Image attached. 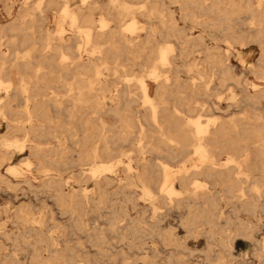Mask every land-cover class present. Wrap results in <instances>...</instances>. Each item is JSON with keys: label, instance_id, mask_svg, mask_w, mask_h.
I'll list each match as a JSON object with an SVG mask.
<instances>
[{"label": "bare ground", "instance_id": "1", "mask_svg": "<svg viewBox=\"0 0 264 264\" xmlns=\"http://www.w3.org/2000/svg\"><path fill=\"white\" fill-rule=\"evenodd\" d=\"M18 1L20 5L12 20L0 24V85L9 81L11 70L16 73L18 79L12 94L0 96V116L5 121L8 132L20 135L22 140L15 137L2 142L6 151H0V184L7 182L1 168L7 166L6 173L18 174L10 164L16 158V153L27 151L29 157L35 161L33 165L36 172L43 175L40 180L44 189L53 193L56 203L65 209L66 215L68 213L72 218H78L77 208L86 206L92 200L91 196L87 194L86 189H82L80 194L74 190L63 192L60 188L61 178L55 168L82 169L91 166L88 178L95 187L92 192L100 197L99 203L104 193L102 189L114 184L118 185V189H140L142 198L150 203L151 221L146 227L141 225V228L137 227L139 219H127L128 229L135 233L136 238L139 237L136 236L138 232H141L144 238L148 236L152 242L156 237L160 238L164 246L172 243L174 236L171 231L166 232L160 227L161 216L155 211L158 210L157 204H168L174 197L181 195V199L176 200L175 204L187 210L188 219L184 221L187 230H195L197 227L194 222L201 221L208 229L206 237L210 241H214L218 236L213 234V218L216 214L221 215L217 207L223 194L234 207V213L244 211L255 216L264 210V201L261 200L264 197V118L260 115L245 116L237 122L234 119L223 121L219 117L211 116L203 121L205 116L201 113L191 117V112L219 109L216 101L208 106L206 102L198 100L200 95L209 97L206 91L212 76L205 81L203 75L196 74L200 83L192 82L189 94L180 89L177 81L180 68L186 67L190 73L198 66H185L183 62L196 52L202 53L204 62L212 70L213 76L219 75L222 83L232 81L234 86L241 90L245 102L253 105L259 103L261 98H264V0H140L137 9H133L126 0H109V6L104 9L96 1L89 0H75V6L72 4L74 0ZM4 2L7 16H11V9L16 5V0ZM171 6L178 7L184 22L200 26L204 32L212 29L208 34L210 39L222 43V47H208L202 35L189 38L177 29L175 12ZM99 11L103 14L95 19L93 15ZM242 15L245 16L244 19ZM136 16H141L148 26L139 27ZM46 22L54 24L52 31L44 26ZM237 23L246 27L236 28ZM110 24H115L116 27L112 28ZM153 25L159 26V30L152 27ZM142 30L145 35L137 36V31ZM67 33L71 36L65 38ZM157 35L164 41H157ZM167 39H172L174 43L165 41ZM31 44L39 45L37 53L31 58L18 59L12 51L5 56V52L1 51L2 46L23 51ZM251 44L257 45L260 50L256 64L248 62L243 54V50ZM123 54H132L134 58L127 59L128 63L124 65V61L119 60ZM231 58H235L242 67L254 74L260 83L242 82L231 76V66L227 64ZM137 60L141 62L139 74H120V70H133ZM56 73L57 75H54ZM130 81H135L140 90L138 99L141 101L139 106L143 108V113L125 114L135 102ZM55 83L58 86H55ZM25 86L30 88L28 93L21 92V88ZM202 86L204 91L200 92ZM230 95L233 101L235 95L233 92H230ZM217 99L219 101L221 97ZM105 100L109 102L106 103ZM15 102L19 104L14 108ZM52 109L54 116L49 115ZM104 117L112 118L114 123L108 125ZM93 123L100 124L96 126V132L89 129ZM116 124H120L122 129L115 130ZM135 126L137 131H134ZM94 134L98 135L99 139L89 145ZM134 134L138 136L137 145L135 144L131 151H122L117 144L129 142L128 137ZM147 135L155 136L160 146L152 145L149 149L142 146L141 143ZM66 139L72 140L78 148L76 162H67L69 165L62 161V156H58V153L68 150L62 144ZM47 140H52L56 147L42 146V141ZM7 149H14L15 153H9ZM144 150L156 153L162 151L165 154L159 155L160 158L182 165L175 171L160 158L157 163L148 164L143 161L144 156L141 153ZM185 155L189 157L183 161ZM221 155L227 156L224 164L221 163ZM123 157L127 162L119 159ZM121 164L124 165L123 179L116 177L113 170ZM133 164L141 166L143 170L136 171ZM227 164L234 166L223 167ZM145 168H156L157 171L151 173ZM51 172L56 174H49ZM235 174L241 177L236 178ZM83 175L82 170L77 174L80 184L84 181ZM205 181L210 182L212 187L220 186L221 190L206 192L209 188ZM176 185L180 190L175 188ZM132 206L136 208V205ZM125 209L111 212V230L121 229V223L126 221ZM33 222L41 224L40 221ZM76 223L81 225V221L77 220ZM252 230L249 223L237 220L234 228L228 225L219 230L228 233L223 237L219 236L221 240H218V243L224 250H231L233 241L239 237L252 241ZM0 231L1 235H5L1 227ZM30 232L35 234L33 244L30 245L34 252H38L37 247L43 244L49 247L48 242L42 238V233L33 227ZM262 247L264 249V246ZM133 248L136 252L148 249L144 241L138 245L134 244ZM145 252H140L142 259L156 264V252H153V256H149L152 253L148 255ZM262 257L264 258V255ZM34 258L39 259L40 255ZM43 259L45 263L49 260ZM62 259L64 258L61 256H53L55 261ZM204 259L206 264H224L225 260L220 255L213 258L206 255ZM170 262L171 258L164 264H171ZM0 264L3 262L0 261ZM9 264L15 263L10 261Z\"/></svg>", "mask_w": 264, "mask_h": 264}, {"label": "rangeland", "instance_id": "2", "mask_svg": "<svg viewBox=\"0 0 264 264\" xmlns=\"http://www.w3.org/2000/svg\"><path fill=\"white\" fill-rule=\"evenodd\" d=\"M91 1H96L99 4V6L102 7L103 9L109 6L108 5L109 0H89V2ZM126 1L130 6H132L133 9H137L140 6L139 5L140 0H126ZM73 2L72 4H74L75 6V3L77 1L74 0ZM15 3L16 5L14 4L13 8L11 9L12 15L7 16L6 11H5V7H6L5 2L4 0H0V24H5V23H8L10 20H12V18L14 17V15L16 14L18 10L20 1L16 0ZM171 7H172V10L175 12L174 18L176 19L177 22H179V23L176 22L177 29L181 30L189 38H196L199 35H202L203 38H205L203 39L204 43L208 47H216V46L222 47L223 45L222 43H219L218 41L210 39L208 34L210 31H212V29H209L208 31L204 32L203 30H201L202 28L200 26L196 27L195 25L192 26L190 22L189 23L187 21L184 22L180 17L181 13L178 7L177 6H171ZM100 14H103V13H100V11L95 12L93 17L97 19L100 16ZM241 17H243L244 19L245 16L242 15ZM136 19L139 22V27L148 26L141 16H136ZM44 26L46 28H49L50 31H52V29L54 28V24H52L51 22H46ZM110 26L112 28L116 27L115 24H110ZM152 27L156 28L157 30H159L160 28L157 25H153ZM235 27L245 28L246 26L243 25L242 27V25L237 23ZM137 32H138L137 36L143 37L145 35V31L143 30L137 31ZM68 36L70 37L71 34L67 33L65 38H67ZM157 41L162 42L164 41V39H162L160 36L157 35ZM165 41L174 43L172 39H167ZM38 49H39L38 44H35V45L31 44L28 47H26V49H24L23 51L17 48L11 50L5 46L1 47V51L5 52V56H8L9 52L12 51L18 59L31 58L37 53ZM243 54L246 55L248 62L256 64V60L259 57L260 50L257 45L251 44L250 46H248L247 48L243 50ZM133 58H134V55L132 54H123L119 57V60L120 62L124 61L123 64L126 65L128 63L126 62V60L127 59L133 60ZM140 63L141 62L137 60L135 63L136 66L133 68V70L131 69L125 72H122V70H120V74L124 76L139 74V64ZM179 64H182V62H179ZM183 64L185 66L190 65V64H198V66L196 67L197 69L195 68L190 73L187 72L186 67L180 68L177 74V81H178V84L181 86L180 89L183 92H186L189 94V92H191L192 90L191 89L192 82H194L195 84L200 83V80L198 77L199 74L204 76L205 81L208 80L209 76H212L209 79L210 81L209 88L206 91L209 94V97L200 95L198 100L206 102L208 106H211L212 103L216 101L218 102V107H219L218 110L209 109V111H204V112H201V111H198V112L195 111L194 113L191 112L192 114L189 113L191 117H194L197 114L201 113L203 116H205L204 118H202L203 121L206 120V117L211 116V117H219L223 121L234 119L237 122H240L241 119L245 116L253 117L254 115H260L264 118V98L263 99L261 98L259 103L254 104V105L251 103L245 102L243 100V94L241 90L237 88L236 86H234L232 81L227 80L224 83H222L219 75L214 74L213 76L212 70L210 69V67H208L207 63L204 62V55L202 53H198V52L194 53L191 57L186 59L183 62ZM227 64L231 66V76H233L235 79H239L242 82L247 81L248 83H260V80L257 79L254 74H252L251 72L246 70L244 67H242L235 58L229 59L227 61ZM54 75H57V73ZM17 82H18V79H17L16 73L13 70L9 71V81L0 85V96H4V94H8V95L12 94L13 87L17 84ZM130 84L132 86L131 91H132L133 96L135 97V102L131 104L130 111L126 112L125 114L131 115L136 112L143 113L144 112L143 108L139 106L141 101L140 99H138L140 90L136 87L135 81H130ZM54 85L58 86L57 83H55ZM29 90H30L29 86H25L21 88V92L23 93H28ZM203 91L204 89L202 86L200 87V92H203ZM230 92H233V94L235 95L236 99L234 98L233 101L231 100ZM250 93L253 94L252 92ZM218 97H221L219 101L217 99ZM105 102L108 103L109 101L105 100ZM16 104H19V103L15 102L13 105L14 108L16 107ZM107 107H108V104H107ZM259 107L260 109H258ZM54 114L55 112L52 109V111L49 112V115L54 116ZM104 120L108 125L114 123V120L109 117H104ZM72 125L75 126L74 123H72ZM96 126H100V124L93 123L91 127H89V129L90 130L92 129V131L96 132ZM84 128L87 129L86 127ZM84 128L83 130H85ZM119 129L120 130L122 129L120 124H116L115 130H119ZM134 131H137L136 126L134 128ZM15 137L20 141L22 140V137L20 135H15V134L13 135L8 132V129L6 128V123L0 116V151H6V149L2 145V142L5 139H13ZM91 139L92 140L91 142H89V145H93L95 141L99 139V137L98 135L94 134ZM116 139H118V136L116 137ZM128 139H129V142L127 143L117 144V146H119L120 149L124 152H128L132 150V148L136 144V140L138 139V136L136 134L130 135ZM144 139L145 140H143L141 144L142 146L146 147V149H149L152 145L160 146V143L156 141L157 138L155 136L153 137V136L147 135L144 137ZM45 142H47V144ZM62 144H63V147H66L68 150L65 152H61V153L57 152L58 156L63 157L62 159L63 162L64 161L66 163L76 162L77 155H78V148L76 147V145L73 144V141L70 139H66V141ZM72 145L74 146L71 147ZM42 146L56 147L55 143L52 140L42 141ZM7 152L15 153V150L7 149ZM62 153L63 155H60ZM141 154L142 156H144L143 158L144 162L148 164H154L156 161L158 162L160 158L159 155H163L165 153L162 151L160 153H156L151 150H146V151L144 150ZM185 156L186 157L183 159V161L187 160L189 157V155L188 156L185 155ZM119 159L122 162H127L126 158L124 157L119 158ZM226 159H227L226 155L220 156V160L222 164H224V162L226 163ZM164 161L172 167V170H175L182 165L179 162H171L168 160H164ZM34 162H35L34 159L29 157V153L27 151H24L22 154L16 153V158L10 164L11 166L15 168L16 173L18 172V174L19 173L21 174L19 175L18 174H15V175L8 174L5 172V169L7 168V166H4L1 168V172L7 181L5 183L0 184V223H1L0 227L2 228V231L5 232V235L0 234V261L3 262V264L5 263L9 264L10 261L15 264L16 263L17 264H29L28 262H30V264H33V263L34 264H56V263L71 264L72 262L76 264H107V263L109 264H123V263L124 264H128V263L129 264H132V263L133 264L135 263L136 264H150L149 260L144 261L141 257L142 255L140 254V252H145V251H146L145 253H147L148 255L149 253L150 254L152 253V255H149V256H153L154 254L153 252L154 251L156 252V255L158 256L155 259L156 264H164L165 262H167L169 258H171V262H170L171 264H206V261L204 259L206 255H209L211 258H213L214 256L215 257L219 256V255L223 256L225 258L224 264H264V258L262 257V255H264L263 254L264 249L262 247L264 246V210L255 214V216H252L244 211H239L237 213H234L233 211L234 207L228 203V199L223 194L222 197L218 200V207H217V210L221 212V215L216 214V216L213 218V223L215 225V228L213 229V234L218 235V236L214 241H210L206 237L207 235L206 232L208 229L206 225L201 221L194 222L195 227H197L195 230L191 232L187 230L186 223L184 222L186 221V219H188L187 210L185 207L183 206L177 207L175 204L176 200L181 199V195L180 197H174L173 200L168 201L169 202L168 204H161V203L157 204L158 210L155 211V213L161 216L160 223H159L160 227L164 228L166 232L171 231L174 236L172 238L173 239L172 243H169L167 246H164V244H162L163 241L160 238L156 237L158 240L155 238V240L152 242V240L150 241L148 236L144 238L141 232H138V234L136 233V236L137 235L139 236L136 238L134 236L135 233L133 234L132 231L128 229L127 219L128 220L129 219L130 220L139 219L140 221L137 223L138 225L137 227H141V228L142 226L143 227L148 226L151 221L152 210L149 206L150 203L148 200L142 198L139 188L118 189V185L114 184L112 186L102 189V192H104L102 193L103 199L101 198L102 201H100L99 203L98 199H100V197H98V195H95L94 192H92L94 191L95 187L92 181L89 180L88 178L91 173V166H87L82 169L78 167H71V168L70 167L69 168L68 167L66 168L56 167L55 169L58 172V177L61 178L60 188L63 190V192L74 190L76 191L75 193L80 194L82 193L81 192L82 189H86L87 194L91 196V199H92L91 201H89V203H87L86 205L87 207L84 206L85 209L84 207L77 208L78 218H72L70 215H68V213L66 215V212H64L65 211L64 208L62 209V207L58 206V204L56 203L53 197V193L45 190L44 187L41 185V180L43 178V175L41 173H39L41 174L39 175L38 172H36L34 165H33ZM26 163H29V164L26 165ZM186 164L189 165V163H186ZM123 166L124 165L121 164L119 166L114 167L113 169L114 172L116 173V177H118L119 179L124 178ZM228 166H234V165L227 164L223 167H228ZM60 168H62L63 170L62 169L60 170ZM133 168L138 172H141L143 170L141 166L138 167L135 164H133ZM80 170L84 171V175H83L84 181L82 180L81 184L79 183L80 179L78 180V177H77V174L80 172ZM146 170L151 173L157 171L156 168H147ZM49 174H56V173L51 172ZM153 176H156V175H153ZM234 176L236 178L241 177L239 175H237L238 176L237 177L236 174ZM200 180L204 182V179L201 177H200ZM205 182H206L207 188H209L207 189L206 192L214 193L215 190L217 191L221 190L220 186L212 187L210 182L208 181H205ZM28 184H30V186ZM243 186H246V185H243ZM27 187H30L32 189L27 190L28 189ZM175 188L180 190L178 185H176ZM35 189L37 191H35ZM262 194L264 195V191ZM261 200L264 201V197ZM53 202H55V204ZM144 202L146 203L144 204ZM132 204L136 205V208H134ZM58 208H59V211H57ZM121 208H126L125 209L126 214H127V216H125L126 221L121 223L122 227L120 230L118 231L111 230L109 228V224H110L109 221L112 215L111 212L115 210L120 211ZM28 215L30 216L28 217ZM38 215L42 219H40ZM119 215L121 216V214ZM34 220L40 221L41 224L33 222ZM77 220L81 221V225L76 223ZM237 220H241L243 222L249 223V226L252 227L253 229L251 232V235L253 236V240L250 241L244 237H239L238 239H235L236 241L235 240L233 241V246L231 250H224V248L218 243V240H221V237L219 236L223 237L224 234H227L228 232L219 231V230L225 229L228 225L231 226V228H234L235 225H237ZM20 224L26 225L27 227L22 226ZM31 226L33 227V229H36L37 231L42 233V238L48 242L49 247H46V245L43 244L37 247L38 252H34V250L32 249L33 247L30 246L31 244H33V239L35 236L34 233L30 232V229H32ZM22 227H23V230H21ZM98 229L100 231H98ZM28 231L30 234L28 233ZM19 236H21V238ZM225 240L228 241V239H225ZM141 241H144L146 243V247L148 249L145 251L136 252L135 251L136 249L133 248V245L134 244L138 245ZM89 244L91 245L89 246ZM12 245L15 249L12 248ZM9 248L12 250H9ZM94 249H96V251ZM32 251L34 253H32ZM158 254L160 255V257ZM36 255H40V258L35 259L34 257ZM53 256H61L64 259L55 261L53 260ZM43 258H49V260L45 263ZM109 260L111 262H109Z\"/></svg>", "mask_w": 264, "mask_h": 264}]
</instances>
